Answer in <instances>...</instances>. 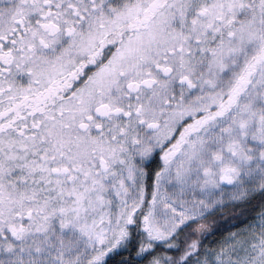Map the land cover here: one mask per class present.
Segmentation results:
<instances>
[{
    "label": "snow or ice",
    "instance_id": "obj_1",
    "mask_svg": "<svg viewBox=\"0 0 264 264\" xmlns=\"http://www.w3.org/2000/svg\"><path fill=\"white\" fill-rule=\"evenodd\" d=\"M0 264H264V0H0Z\"/></svg>",
    "mask_w": 264,
    "mask_h": 264
}]
</instances>
